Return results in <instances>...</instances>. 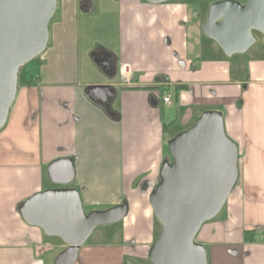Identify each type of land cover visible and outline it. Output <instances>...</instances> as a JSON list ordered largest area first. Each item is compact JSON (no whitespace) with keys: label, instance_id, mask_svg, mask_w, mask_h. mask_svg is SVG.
I'll return each mask as SVG.
<instances>
[{"label":"crops","instance_id":"obj_1","mask_svg":"<svg viewBox=\"0 0 264 264\" xmlns=\"http://www.w3.org/2000/svg\"><path fill=\"white\" fill-rule=\"evenodd\" d=\"M82 1L87 10L81 0H58L51 45L36 75L18 89L0 136V264H52L56 255L47 256L53 243L21 218L19 208L32 194L55 187L45 183L47 168L63 159L73 163L71 185L83 208L127 206L123 244L81 245L75 262L92 264L106 255L111 264L122 255L148 259L161 229L149 193L169 159L167 141L177 133L172 127L180 119L188 128L206 110L222 114L225 133L237 146L239 177L195 240L205 247L208 264H264V56L225 55L201 31L205 5L117 0L116 49H90L113 55L116 74L105 75L89 60L106 80L81 82L76 20L94 7L92 0ZM105 83L117 90L111 105L116 118L83 94L84 86ZM166 94L170 104L162 101ZM244 230L253 231L251 240Z\"/></svg>","mask_w":264,"mask_h":264},{"label":"water","instance_id":"obj_2","mask_svg":"<svg viewBox=\"0 0 264 264\" xmlns=\"http://www.w3.org/2000/svg\"><path fill=\"white\" fill-rule=\"evenodd\" d=\"M151 4L171 0H146ZM58 0H0V128L6 123L18 92L21 67L41 55L50 38L49 22ZM252 30L264 35V0H218L209 5L201 24L204 36L231 56L245 52L254 42ZM93 65L107 76L116 74L112 55L90 54ZM83 94L109 116L117 90L111 84H89ZM116 118V115L114 116ZM171 160H164L149 203L160 224L148 259L152 264H208L205 247L196 242L200 227L215 217L239 177L238 150L226 135L222 114L202 112L195 122L167 141ZM47 173L53 184L27 197L19 208L21 218L47 236L58 237L66 247L52 264H73L93 230L120 221L125 203L85 212L74 179L71 160H56Z\"/></svg>","mask_w":264,"mask_h":264},{"label":"rangeland","instance_id":"obj_3","mask_svg":"<svg viewBox=\"0 0 264 264\" xmlns=\"http://www.w3.org/2000/svg\"><path fill=\"white\" fill-rule=\"evenodd\" d=\"M92 1L94 4L93 11L89 14L80 13L76 20L77 28H78L77 53H78L79 63L81 64L78 79L81 82H84L89 79L95 81L106 80L102 75L95 73V69L89 61L90 60L89 56L92 53L90 52V49L92 47L96 49L98 48V46L102 45L103 47L109 48L111 50H115L117 47V28H118L117 0H92ZM174 1H185L191 7H197L198 6L197 4H200L201 2L209 3L211 0H174ZM59 14H60V5L49 22L50 28L52 23L60 19ZM49 44L51 45L50 42L48 43V46ZM259 47L264 48V44H262L261 46L260 45L251 46L247 50V52L253 53L255 56H261V55L264 56V53L259 54L261 52L258 49ZM45 55L42 56L41 54L21 67L18 76V89L24 85H28L30 75H36V73L38 72V67L40 66V63L42 62ZM118 76H119V72L117 77ZM5 126L6 125L4 124L3 127L0 128V136L3 133ZM184 129L186 128H184V126L181 124L179 119L172 127V133L175 132L178 133L180 131H183ZM9 134L10 137L12 138V136L15 135V130L13 128L12 129L9 128ZM50 182H51L50 178H46L45 183L49 184ZM103 208L104 206L98 205L95 206L93 210H98ZM84 210L85 212H90L92 211V208L85 207ZM122 228H123L122 220L117 223L97 226L82 246L97 247L99 244L108 245L113 243H117V246L118 245L121 246V244H123L121 237ZM43 239L45 241H49L50 243H53L54 246L47 257L51 258V256L57 255L60 252L59 245L63 244V242L60 239L54 236H46V235L43 236ZM104 260L105 261H103L99 257L93 258L92 264H111L108 255L105 256ZM132 260L129 259V257L122 255L121 261H117V264H151L147 258L146 259L132 258ZM74 264H79V263L75 262Z\"/></svg>","mask_w":264,"mask_h":264},{"label":"flooded vegetation","instance_id":"obj_4","mask_svg":"<svg viewBox=\"0 0 264 264\" xmlns=\"http://www.w3.org/2000/svg\"><path fill=\"white\" fill-rule=\"evenodd\" d=\"M171 1H173V0H171ZM215 1H218V0H211L209 3H206L205 4V2L204 3H200V4H197L198 6L197 7H202L203 5H205V10L202 12V10L203 9H200L201 10V12H202V15H203V20H202V22L205 20V18H206V14H207V11H208V7H209V5L210 4H212L213 2H215ZM237 1H239L241 4H244V3H246V1L247 0H237ZM167 2H169V1H167ZM81 7H87V5H85V3H84V1H82L81 0ZM252 32V34L255 36V42L251 45V46H254V45H261V44H264V35L261 33V32H259L258 30H252L251 31ZM250 46V47H251ZM249 47V48H250ZM248 48V49H249ZM247 49V50H248ZM246 50V51H247ZM94 53H96L97 55H102L103 56V50H98V51H95ZM109 57H111V56H109Z\"/></svg>","mask_w":264,"mask_h":264},{"label":"trees","instance_id":"obj_5","mask_svg":"<svg viewBox=\"0 0 264 264\" xmlns=\"http://www.w3.org/2000/svg\"><path fill=\"white\" fill-rule=\"evenodd\" d=\"M82 10H87V7H80ZM159 95L162 96L163 95V91L162 90H159ZM187 128V127H186ZM169 160H171V157L169 155ZM53 184V183H52ZM72 184V183H71ZM70 184V186H72ZM53 186H57L56 184H53ZM224 206V205H223ZM222 206V207H223ZM222 209V208H221ZM243 236H244V239H247V240H251L253 238V231L252 230H244L243 231ZM156 238V237H155ZM154 238V239H155ZM149 260V259H148ZM150 262V261H149ZM151 263V262H150ZM152 264V263H151Z\"/></svg>","mask_w":264,"mask_h":264},{"label":"built area","instance_id":"obj_6","mask_svg":"<svg viewBox=\"0 0 264 264\" xmlns=\"http://www.w3.org/2000/svg\"><path fill=\"white\" fill-rule=\"evenodd\" d=\"M126 71H123V73L125 74ZM162 101L165 103V104H170V95L169 94H166L162 97Z\"/></svg>","mask_w":264,"mask_h":264}]
</instances>
